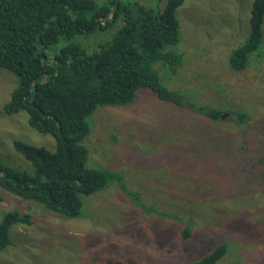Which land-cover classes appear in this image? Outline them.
I'll use <instances>...</instances> for the list:
<instances>
[{
    "label": "rangeland",
    "instance_id": "1",
    "mask_svg": "<svg viewBox=\"0 0 264 264\" xmlns=\"http://www.w3.org/2000/svg\"><path fill=\"white\" fill-rule=\"evenodd\" d=\"M139 1L162 9L168 0ZM252 1L185 0L178 10L181 40L171 48L184 61L165 82L198 104L224 107L223 118L179 108L147 88L130 104L89 116V165L120 171L146 205L179 218L134 204L118 185L84 196L75 218L1 189L0 221L19 210L32 223L11 227L0 264H188L221 243L226 252L216 264H264V57L244 71L228 64L249 35ZM86 36L94 48L109 33ZM18 81L0 69V161L32 173L13 140L50 150L55 141L32 128L26 112L5 113ZM235 109L248 111L246 124L228 118Z\"/></svg>",
    "mask_w": 264,
    "mask_h": 264
},
{
    "label": "trees",
    "instance_id": "2",
    "mask_svg": "<svg viewBox=\"0 0 264 264\" xmlns=\"http://www.w3.org/2000/svg\"><path fill=\"white\" fill-rule=\"evenodd\" d=\"M184 1L168 0L155 9L139 0H0V69L19 80L4 111L26 112L28 124L55 141L50 150L13 140L15 150L34 170H18L0 161V201L4 189L57 215L75 218L81 214L84 196L118 185L134 204L179 218L146 205L125 185L120 171L89 165L85 140L94 111L130 104L144 88L179 108L221 118L224 107L198 104L165 82L184 61V53L171 48L181 40L178 10ZM263 23L264 0H253L249 35L228 57L233 71L247 69L256 55L264 57ZM98 31L108 32V38L88 47L86 35ZM230 117L246 124L249 113L230 110ZM30 223L29 213L7 211L0 221V250L12 244L13 225ZM185 234L190 235L189 227ZM225 252L221 243L188 264H216Z\"/></svg>",
    "mask_w": 264,
    "mask_h": 264
},
{
    "label": "water",
    "instance_id": "3",
    "mask_svg": "<svg viewBox=\"0 0 264 264\" xmlns=\"http://www.w3.org/2000/svg\"><path fill=\"white\" fill-rule=\"evenodd\" d=\"M225 116V114H223L221 117L223 118Z\"/></svg>",
    "mask_w": 264,
    "mask_h": 264
}]
</instances>
